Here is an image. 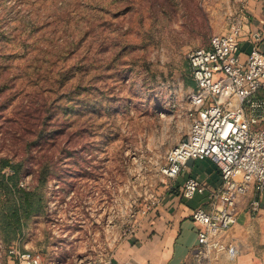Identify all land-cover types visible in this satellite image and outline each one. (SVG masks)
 <instances>
[{"label":"rangeland","instance_id":"374dc122","mask_svg":"<svg viewBox=\"0 0 264 264\" xmlns=\"http://www.w3.org/2000/svg\"><path fill=\"white\" fill-rule=\"evenodd\" d=\"M241 2L0 0V264H16L18 238L46 261L54 218L63 250L86 230L102 245L101 200L112 214L118 200L165 197L174 180L159 169L189 127L186 56Z\"/></svg>","mask_w":264,"mask_h":264},{"label":"built area","instance_id":"2783aa9c","mask_svg":"<svg viewBox=\"0 0 264 264\" xmlns=\"http://www.w3.org/2000/svg\"><path fill=\"white\" fill-rule=\"evenodd\" d=\"M247 2L242 0L231 14L224 34L212 35L207 47L188 52L194 82L189 96L188 132L184 140L167 150L159 169L168 180L176 178L191 160L209 159L219 170L221 181L208 193V207H199L190 215L196 226L192 264H213L222 252L234 257V248L223 243L222 235L236 222V200L250 187L257 191L264 188V50L260 49L264 45V22L248 34L250 48L241 56L239 43L246 25ZM203 190L198 180L189 177L180 194L191 198ZM104 202L101 200L99 205L100 218L106 222L102 245H87L96 236L86 230V245L80 249L69 245L63 250L66 233L58 227V218H54L49 224V237L54 243L46 261L40 253L25 248L19 238L9 247V255L16 264H113L116 247L135 235L141 221L158 208L160 200L151 197L129 204L118 200V208L112 214ZM258 207V200H252L251 210L257 211ZM72 213L75 215L73 210ZM80 243L79 240L74 245ZM100 249L99 258L92 259V253Z\"/></svg>","mask_w":264,"mask_h":264},{"label":"crops","instance_id":"0c3cea01","mask_svg":"<svg viewBox=\"0 0 264 264\" xmlns=\"http://www.w3.org/2000/svg\"><path fill=\"white\" fill-rule=\"evenodd\" d=\"M246 25L239 43L241 56L247 54L250 44L248 34L264 22V0H248ZM264 50V45L260 46ZM189 177L204 187L191 198H182L180 188ZM168 186L158 208L144 218L135 235L121 242L115 249L113 264L134 261L137 264H192V251L196 246V226L191 221L193 210L207 208L206 197L220 184V174L209 159L191 160ZM179 191V192H178ZM258 200L257 211L250 208L252 200ZM236 222L223 235L225 245L233 247L235 254L229 258L226 252L216 255L213 264H264V188L250 187L236 200L233 209Z\"/></svg>","mask_w":264,"mask_h":264},{"label":"trees","instance_id":"16d2710c","mask_svg":"<svg viewBox=\"0 0 264 264\" xmlns=\"http://www.w3.org/2000/svg\"><path fill=\"white\" fill-rule=\"evenodd\" d=\"M207 46H208V44H207ZM207 46H205V47H207ZM68 80H69V78H66V81H68ZM49 92H51V91L48 90L47 93H49ZM16 123H17L18 126L21 127V131L24 134H29V133H31L33 131V128H31L30 125H27L24 121H20L19 123L17 121ZM32 136H36V132L33 133ZM0 161L2 162V163H0V167H5V166L8 165V160L6 158H0ZM11 167L13 168V170H14L13 173L15 174L18 171V169L20 168V164L19 163H14V165L11 166Z\"/></svg>","mask_w":264,"mask_h":264}]
</instances>
